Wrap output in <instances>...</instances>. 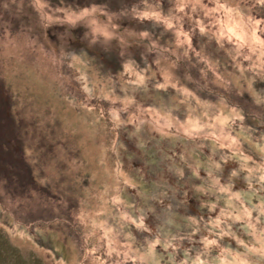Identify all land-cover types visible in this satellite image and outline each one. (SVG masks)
Segmentation results:
<instances>
[{
  "label": "clouds",
  "instance_id": "obj_1",
  "mask_svg": "<svg viewBox=\"0 0 264 264\" xmlns=\"http://www.w3.org/2000/svg\"><path fill=\"white\" fill-rule=\"evenodd\" d=\"M168 4L165 12L162 0H139V4L130 8L124 6L119 14L113 13L108 3L101 4L96 0H88L86 6H81L77 0H58V3L53 0H5L2 6L9 13L15 8L14 18L22 26L25 11L32 10L36 22L44 30L58 25L65 27L60 45L53 48L46 47L31 27L13 35L10 25L6 26L0 34V62L11 65L32 59L35 69L55 86L68 107L78 113V120L102 133L101 139L107 141L102 145V152L111 161L106 166L108 179L102 188L89 193L88 198L93 202L90 211L73 213V223L81 226L83 232L79 259H74L73 264H161L162 256L156 251L158 246L165 253L171 250L169 258L173 264H258L264 260V199L255 204L248 200L246 204L242 191L233 190L234 183L242 179L253 194L264 192V143L254 144L248 137L243 138L257 151L259 160H256L244 149L241 134H233V125L244 126V111L229 104L223 96L216 103L200 100L187 87L179 86L170 70L161 66V60H166L161 57L156 64L164 75V82H155L154 87L166 89L170 86L182 93L184 101L191 97L195 102L189 107L185 120L166 118L155 108H140L131 95L134 86L146 87V82L154 80L156 73L147 75L149 69L138 70L135 61L127 59L118 76L100 77L96 61L90 54L93 46L110 45L114 40L122 39L118 21L129 15L141 24L148 20L154 26L163 25L166 32L173 33L174 46L182 50L185 58L193 50L192 37L198 33L201 37L214 39L220 49H226L239 73L226 81L215 71L216 65L197 52V58L204 60L214 72L215 82L226 90L229 82L237 85L238 92H248L253 106L264 109V92L253 87L257 77L264 80V0H168ZM254 10L259 11L254 14ZM80 28L84 29L83 35L77 34ZM150 35L148 29L139 33L142 40ZM171 67H176L175 63ZM241 81L246 86H242ZM128 125L133 127V137L151 132L167 136L168 130L175 128L177 134L190 140H209L216 149H228L221 152L218 160L212 161L211 169H205L204 177L200 175L201 164L186 156H181L183 165L175 162L167 165L174 178L180 181L187 177L186 166L191 176L201 181L192 184L194 191L212 198L203 201L201 206L209 212L219 208L218 214L207 220L191 215L186 217L193 226L191 231L201 234V247L190 257L185 250V258L175 260L181 241L190 240L191 232L186 237L172 234L165 230L167 224L153 231L145 221L154 208L124 198L125 193L132 194L129 189L138 188L124 171L121 161L124 145L119 138ZM200 146L205 145L201 143ZM40 159L43 165H50L54 157L41 156ZM229 161H235L238 166L225 177L223 166ZM60 166L57 162L54 167L59 169ZM52 175L59 180L55 172ZM254 182L259 188L253 187ZM40 186L48 187L47 178L40 181ZM172 190L170 186L168 191ZM9 191L7 181L0 182V199H9ZM136 195L141 194L137 192ZM166 195L167 192L161 190L160 196ZM32 196L33 201H40L38 192ZM218 201H223L224 206L220 207ZM29 203L31 201H16L21 205L15 209L18 219L25 224L33 219L30 213L21 214V208L26 209ZM133 229L141 234L150 233L151 238L137 246ZM238 231L247 239L238 235ZM225 237L234 240L239 250L227 245ZM214 249L215 255L212 254ZM56 264H64V261L57 260Z\"/></svg>",
  "mask_w": 264,
  "mask_h": 264
},
{
  "label": "rangeland",
  "instance_id": "obj_2",
  "mask_svg": "<svg viewBox=\"0 0 264 264\" xmlns=\"http://www.w3.org/2000/svg\"><path fill=\"white\" fill-rule=\"evenodd\" d=\"M96 2L108 3L110 10L116 14L124 6L130 8L139 4V0ZM4 3L5 0H0V34L9 25L13 35L21 33L23 28L31 27L46 47L56 48L60 45L61 35L66 30L64 26L44 30L36 22L32 10L25 11L22 26L14 18L15 8L11 13L4 11ZM53 3H58V0H53ZM77 3L86 6L88 0H77ZM162 3L166 12L168 0H162ZM257 11L259 10H254V14ZM118 24L121 40L90 48L100 77L111 75L115 78L123 71V64L127 59L134 60V66H138V70L149 69L147 75L156 73L154 80L146 82V87L134 86L135 91L131 95L137 105L140 108H155L166 118L171 116L183 121L189 107L195 103L192 98L184 101L182 93L170 86L166 89L154 87L155 82H164V75L158 69L156 60L166 57V60H161V66L170 70L172 76L179 81V86L187 87L202 101L216 103L223 96L229 104L244 111V126L241 128L233 125V134L239 132L244 149L259 160L257 151L243 138L248 137L254 144L264 143V109L253 106L248 92H238L237 85L229 82L227 90L221 87L215 82L214 72L204 60L196 56L199 52L216 65V72L223 75L226 81H231L232 75L238 76L239 73L226 49H220L214 39L201 37L197 33L192 37L193 50L185 58L182 50L174 46L173 33L166 32L163 25L154 26L148 20L141 24L130 15L121 17ZM185 28L187 29V24ZM145 29L151 35L142 40L139 33ZM83 32V28L77 30L79 35H83ZM153 42L157 47L153 48ZM84 46L88 47L86 43ZM172 63L176 67H171ZM202 72L205 75H201ZM240 84L246 86L244 81ZM253 87L264 92V80L257 77ZM132 131V125H128L120 135V142L124 145L121 149V161L124 171L136 182L138 188L129 189L128 192L132 194L125 193L124 198L132 203L138 202L145 207L154 208L145 221L153 231L167 224L165 230L172 234L186 237L191 232L190 240L181 241L175 260L185 258V250L190 257L201 247V234L191 231L193 226L187 222L186 217L191 215L207 220L210 216L214 218L219 208L209 212L201 206L203 201L212 198L194 191L192 184H199L201 181L194 179L186 166L187 177L180 181L174 178L167 165L171 162L183 165L181 156H186L201 164L200 175L204 177L207 174L205 169H211L212 161L218 160L221 152H227L228 149H216L209 140H190L177 134L175 128L169 129L170 134L167 136L151 132L133 137ZM101 137L102 133L93 131L78 120V113L68 107L55 86L35 69L32 59L11 65L0 62V182L6 180L10 190L9 199H0V264H56L61 259L64 264H73L74 259H79L83 232L81 226L73 223V213L90 211L93 202L88 198L89 193L102 188L103 182L108 179L106 166L111 164L102 152V145L107 141ZM201 143L205 146L201 147ZM41 156L54 159L50 165H43ZM57 162L61 165L59 169L54 167ZM237 166L235 161L225 164L224 176ZM54 172L59 175V180L52 175ZM45 178L48 180V187L41 188L40 181ZM170 186L172 191H168ZM253 187L259 188V185L254 182ZM161 190L167 192V195L161 197ZM233 190L242 191L246 204L248 200L255 204L264 199V192L257 191L253 194L242 179L234 183ZM34 192L40 194V201H33ZM137 192L141 194L139 197ZM17 200L26 203L31 201L26 209L21 208V214L30 213L33 217L28 224L18 219L15 209L21 205L16 204ZM217 203L220 207L224 206L223 201ZM133 234L137 238V246L151 238L150 233L141 234L135 229ZM238 235L247 239L240 231ZM224 242L239 250L230 237H225ZM156 251L162 256L161 264H173L169 258L171 250L165 253L158 246ZM215 253L214 249L212 254ZM258 264H264V260H260Z\"/></svg>",
  "mask_w": 264,
  "mask_h": 264
}]
</instances>
